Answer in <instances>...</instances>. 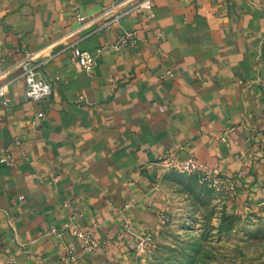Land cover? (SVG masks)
I'll use <instances>...</instances> for the list:
<instances>
[{
    "label": "crops",
    "instance_id": "0c3cea01",
    "mask_svg": "<svg viewBox=\"0 0 264 264\" xmlns=\"http://www.w3.org/2000/svg\"><path fill=\"white\" fill-rule=\"evenodd\" d=\"M142 1L0 0V264H119L159 225L166 158L264 177V0ZM125 30L135 45L95 53ZM30 54L47 100L26 97Z\"/></svg>",
    "mask_w": 264,
    "mask_h": 264
},
{
    "label": "rangeland",
    "instance_id": "374dc122",
    "mask_svg": "<svg viewBox=\"0 0 264 264\" xmlns=\"http://www.w3.org/2000/svg\"><path fill=\"white\" fill-rule=\"evenodd\" d=\"M161 200L158 227L123 242L119 264H264V177L214 182L173 170Z\"/></svg>",
    "mask_w": 264,
    "mask_h": 264
},
{
    "label": "built area",
    "instance_id": "2783aa9c",
    "mask_svg": "<svg viewBox=\"0 0 264 264\" xmlns=\"http://www.w3.org/2000/svg\"><path fill=\"white\" fill-rule=\"evenodd\" d=\"M138 8L151 11L153 9L152 0H143L138 4ZM77 19L81 21L84 18L78 17ZM136 41L137 37L134 31H121L114 42H111L102 48H98L95 53L98 54L102 51V49L105 48L119 50L122 47L128 45L133 46L136 44ZM95 53L80 50L79 48H73L71 50L72 59L77 63L79 68L84 71H91L94 68L96 64ZM18 66L21 69L22 76L25 81L26 97L33 102L49 99L53 93V85L51 82L40 76L39 70L34 61V56L31 54L28 55L25 59L18 63ZM0 96L3 97L5 104L10 102L9 97L6 96L4 87H0ZM39 117H42V114H40ZM10 162V152L6 148L0 146V165H9ZM165 166L179 173H199L206 178L214 180V182L221 177V173L217 168L201 163L192 153H189L187 158L182 162H177L173 159L166 158ZM72 235L75 237L80 248H82L85 252L92 254L100 249V243L95 239L91 231L83 232L81 230L74 229L72 231ZM140 245L143 244L140 243ZM68 257L71 260V263L75 264V260H73L72 249L68 250Z\"/></svg>",
    "mask_w": 264,
    "mask_h": 264
}]
</instances>
